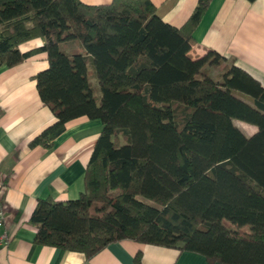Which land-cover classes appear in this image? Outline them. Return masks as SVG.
<instances>
[{
	"label": "trees",
	"instance_id": "trees-1",
	"mask_svg": "<svg viewBox=\"0 0 264 264\" xmlns=\"http://www.w3.org/2000/svg\"><path fill=\"white\" fill-rule=\"evenodd\" d=\"M209 2L176 28L149 0H0V68L47 55L35 81L55 122L29 147L52 148L77 118L103 125L84 192L37 201L35 244L91 259L131 240L211 264H264V89L235 66L212 80L213 51L190 57ZM36 38L42 47L20 52ZM70 42L83 52L64 51ZM234 120L257 132L246 137Z\"/></svg>",
	"mask_w": 264,
	"mask_h": 264
},
{
	"label": "crops",
	"instance_id": "crops-1",
	"mask_svg": "<svg viewBox=\"0 0 264 264\" xmlns=\"http://www.w3.org/2000/svg\"><path fill=\"white\" fill-rule=\"evenodd\" d=\"M79 1L89 6L110 2ZM149 1L157 16L176 28L187 21L199 2ZM192 38V59L207 51L220 56L219 64L208 69L212 80L219 81L226 67L235 66L264 89V0H210ZM42 46L43 41L36 38L21 44L19 50L26 53ZM62 49L83 52L76 42L64 44ZM47 68L44 52L33 53L12 68H0V210L4 213L0 236L8 240L0 246V264H135L138 253L140 264H211L199 254L131 240L111 243L91 259L34 243L30 217L37 201H72L84 192L85 169L103 129L99 120L81 117L67 123L52 148L29 147L31 140L55 122L36 89L35 76ZM233 124L246 137L257 132L253 125L237 120Z\"/></svg>",
	"mask_w": 264,
	"mask_h": 264
},
{
	"label": "built area",
	"instance_id": "built-area-1",
	"mask_svg": "<svg viewBox=\"0 0 264 264\" xmlns=\"http://www.w3.org/2000/svg\"><path fill=\"white\" fill-rule=\"evenodd\" d=\"M4 220V213L3 210H0V224ZM8 243V240L4 236H0V246L1 245H6Z\"/></svg>",
	"mask_w": 264,
	"mask_h": 264
},
{
	"label": "rangeland",
	"instance_id": "rangeland-1",
	"mask_svg": "<svg viewBox=\"0 0 264 264\" xmlns=\"http://www.w3.org/2000/svg\"><path fill=\"white\" fill-rule=\"evenodd\" d=\"M223 224H224V226H225L226 228H231V226H230V224H229L228 222L224 221Z\"/></svg>",
	"mask_w": 264,
	"mask_h": 264
}]
</instances>
